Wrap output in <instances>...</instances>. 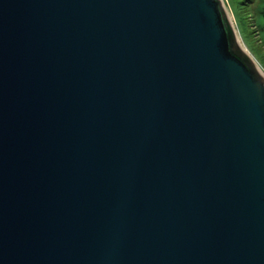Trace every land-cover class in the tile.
<instances>
[{
    "label": "water",
    "instance_id": "water-1",
    "mask_svg": "<svg viewBox=\"0 0 264 264\" xmlns=\"http://www.w3.org/2000/svg\"><path fill=\"white\" fill-rule=\"evenodd\" d=\"M0 264H264V76L220 0H0Z\"/></svg>",
    "mask_w": 264,
    "mask_h": 264
},
{
    "label": "rangeland",
    "instance_id": "rangeland-1",
    "mask_svg": "<svg viewBox=\"0 0 264 264\" xmlns=\"http://www.w3.org/2000/svg\"><path fill=\"white\" fill-rule=\"evenodd\" d=\"M227 16H232L242 45L264 76V0H220ZM228 23L230 24L229 19ZM262 43L260 42V39Z\"/></svg>",
    "mask_w": 264,
    "mask_h": 264
},
{
    "label": "bare ground",
    "instance_id": "bare-ground-1",
    "mask_svg": "<svg viewBox=\"0 0 264 264\" xmlns=\"http://www.w3.org/2000/svg\"><path fill=\"white\" fill-rule=\"evenodd\" d=\"M228 18L227 19H229V21H230V25L233 27V22H232V16L230 17V16H227ZM233 33H234V36H235V38H236V42H237V44H238V46L240 47V49L246 54V55H248V57L252 60V57H251V55H250V53L245 49V47L242 45V43H241V40L239 39V36L237 35V32H236V29L234 28L233 30ZM253 61V60H252Z\"/></svg>",
    "mask_w": 264,
    "mask_h": 264
},
{
    "label": "trees",
    "instance_id": "trees-1",
    "mask_svg": "<svg viewBox=\"0 0 264 264\" xmlns=\"http://www.w3.org/2000/svg\"><path fill=\"white\" fill-rule=\"evenodd\" d=\"M263 18H264V12H263ZM260 39V38H259ZM260 42L262 43V41H261V39H260ZM263 44V46H264V43H262Z\"/></svg>",
    "mask_w": 264,
    "mask_h": 264
}]
</instances>
